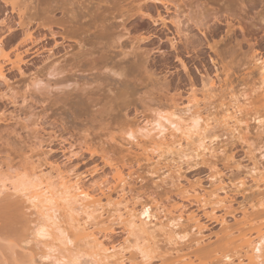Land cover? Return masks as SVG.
Segmentation results:
<instances>
[{"label":"rangeland","instance_id":"rangeland-1","mask_svg":"<svg viewBox=\"0 0 264 264\" xmlns=\"http://www.w3.org/2000/svg\"><path fill=\"white\" fill-rule=\"evenodd\" d=\"M173 1L177 9L159 4L127 22L129 35L123 40V48L131 53L138 47L140 54L137 68L134 55L125 58L124 66H132L130 78H120L106 69L99 72L103 64L98 58L103 48L92 43H82L80 47L73 40L66 41L60 27L54 28V35L48 30L35 34V25L32 32L37 48L33 52L38 51L24 56L19 69L5 67L6 81L0 78V208L1 213H6V207L12 206V213L7 208L9 213L13 214L14 209L15 217L20 219L16 230L23 227L19 230L23 232L11 237L22 247L16 249L19 256L33 252L38 259L36 264H72L58 259H62L66 248L52 244L53 239L37 236L38 211L14 189L13 184L25 175L26 169L29 174L34 165L41 166L44 173L50 171L51 165H57L64 172L81 177V184L91 189L98 190V185L103 184L101 188L113 199L118 194L108 189H114V170L118 167L126 176L131 171L130 180L142 201L179 204L185 215L195 214L204 238L211 242L221 234L222 220L231 226L242 221L243 212L251 207L255 197L264 198V123H259L264 118V102L258 90L262 80L260 62H264V0ZM32 2L34 12L38 3ZM57 15L62 17V13ZM18 23L10 5L0 0V40H8L9 27L19 30ZM136 37H140V43ZM22 38L21 33L5 53L14 58V47ZM80 51L88 53L85 56L94 62L93 71L88 64L78 66L83 58L77 59L75 54ZM213 80L215 86L211 85ZM124 89L130 95L128 105L117 99ZM193 91L200 105L194 110L202 118L195 128L184 110ZM242 96L248 100V111L238 135L224 124L223 113L235 98L244 103ZM156 110L174 113L172 120L177 124L164 121L162 128L147 132L144 141L155 139L164 147L152 162L146 163L140 146L128 143L126 135L146 126ZM180 189L193 194L188 196ZM191 190L215 196L209 199L211 203L203 205ZM217 198L223 202H214ZM141 203L145 202L135 206L138 211ZM261 219L259 222L263 223L264 217ZM152 222L157 223L155 219ZM114 227L109 241L124 244L127 234L122 226ZM232 231L237 235L238 229ZM138 235L140 240H136L141 244L131 237L132 246L139 243L151 252V264H161L163 256L170 257L171 264L213 262L210 249L209 253L197 252L181 245L178 253L169 246L156 251L151 243L148 245L146 236L143 240ZM3 241L0 246H4ZM45 241L55 244L54 251L44 247ZM222 244H217L219 251L225 248ZM133 248L126 257L130 258ZM90 251L81 243L75 253L65 251L63 260L73 254L80 258L73 264H93L90 254L94 252ZM48 252L50 258L48 255L40 259Z\"/></svg>","mask_w":264,"mask_h":264},{"label":"bare ground","instance_id":"bare-ground-1","mask_svg":"<svg viewBox=\"0 0 264 264\" xmlns=\"http://www.w3.org/2000/svg\"><path fill=\"white\" fill-rule=\"evenodd\" d=\"M32 1L5 0L6 4L10 5L12 14L18 16L19 30H13L12 27H9L10 36L8 40H0V53L2 54V58L0 59V78L3 80H5L4 70L6 66L18 67L19 69L20 64L25 61L24 56L26 57L38 51L33 52L37 48L35 34L48 30L54 35L53 30L57 27L61 28V35L66 41L73 40L80 47L82 43H84V46L92 43L103 48L102 54L98 58L103 64V67L98 69L99 72L106 69L120 78H130L132 66H124L125 58L129 55H134L135 59L137 58L134 67L137 68L140 66V54L137 53L139 51L138 47H135L136 50H133L131 53L126 52L123 48V40L129 35L127 22L139 18L140 13L144 15L145 9H149L152 6L157 8L156 6L159 4L167 8L172 5L177 9V5L174 4L176 2L173 0H34L38 5L34 6V12H32ZM58 13H62V17H57ZM35 25L37 26V31L34 34L32 29ZM228 27L230 30L232 29L230 22ZM21 33L23 34V38L14 47L16 53L13 58L11 54L5 53V51L9 45L19 39ZM103 39L111 40V42L104 43ZM135 40L140 43V37H136ZM23 49L24 51L22 52ZM118 49L119 51L115 53V50ZM85 54L88 53L80 51V53L75 54L77 59L83 58V61L79 62L80 65L78 66L81 67L85 66L84 64H88L89 70L93 71L96 66ZM261 63L262 65H260L259 69L262 80H260L258 90H260L259 95L264 102V62ZM98 81L96 80V82ZM214 82L213 80L212 86H215ZM203 87L206 88L205 85ZM127 89L120 91V94H118L119 98H117L118 100H122L124 105H128L127 99L130 97ZM191 93L193 94L189 95V102L184 110L190 114L188 119L192 122V127L195 128L202 118L194 110L200 106L196 97L197 95L195 91ZM245 97L242 96V98ZM243 100L244 103L239 98L233 99L231 106L227 107L223 113L224 124L232 129L233 133L238 135L241 134V125L244 123L243 118H245L246 111H248L246 110L248 100L247 98ZM154 112L153 119L146 122V126L140 127L138 132H127L126 135L128 143L132 145L135 143L140 146V148L139 146L136 147L142 151L141 156H143V160L147 161L146 163L150 162L155 155L157 156L161 153L164 147L163 144L155 139L144 141V138H148L147 132L162 128L164 121L170 124H177V122L172 120L175 117L174 113L166 114L157 112V110ZM256 116L254 115L255 118ZM256 120H259V117ZM262 120H259V123L263 124L264 121L262 122ZM148 127L151 128L148 129ZM137 134H139V137ZM39 167L35 165L31 167L29 174L26 172L28 169H26L25 175L13 184L14 189L21 199L29 203L31 208L38 211L40 219L37 226V236L46 240L53 239L54 242L51 240V243H59L61 248H66V252L73 253L77 251L82 243L94 252L90 256L94 258L95 264H101V261L103 262L102 264H127V262H130V264H151V252L138 245L140 238L138 239L137 236L140 234L142 237L146 236L148 242L146 239L145 241L148 245L151 243L156 251L157 249L163 251L166 249L165 247L169 246L171 250L178 253L179 247L185 245L188 246L189 250L194 249L197 252L207 251L209 253L208 250H212V264H264V222H259L260 220L263 221L261 218L264 217V198H256L254 196L255 199L251 207L248 210L245 209L242 214V221H237L236 225L234 224L237 227L231 226L225 220H222L221 236L217 235L216 240L214 242L212 240L211 242V240L206 241V238H204L201 232L203 229L202 225L195 214L190 213L185 215V211H181L179 204L169 202V204L155 205L154 202L142 201L144 199L141 200V197L133 187V182L130 180L132 178L131 171L126 176L122 169L116 167L114 170L113 183L111 185L114 189H108L117 192L118 198L113 199L109 193L101 188L103 184L98 185V190L91 189L90 187H85V185L83 186V183L81 184L80 181H83L81 177L78 178L75 174H71V171L64 172L57 165H51L50 171L46 173ZM2 183H4L3 187H5V181ZM182 193L188 196H192L193 194H190L189 190H185ZM194 193L195 199L199 203H203V205L207 204V202L209 203V199L215 196L213 193L211 195H200L196 191ZM140 202L145 203H141V210L138 211L135 206L140 205ZM214 202L218 204L223 201L217 198V201L214 200ZM12 204L14 203L12 202ZM9 207L10 209L6 207V213L5 211L1 213L0 208V222H2L0 232L1 236L3 235L6 240L0 236V241L2 239L5 242L4 246H0V264H36V260L38 261V259H35L33 252V254L29 253L25 257L22 254L19 256V253H16L17 248L21 246L18 242L16 243L17 240L13 241L11 237L13 234L16 235V232L21 234L23 231L19 230H22L23 227L16 230L17 224H21L17 222L15 210L13 209L14 212L11 214L12 206ZM7 208L11 210V213H9ZM7 213L8 215L1 216ZM16 216L18 217V215ZM152 219H155L157 223H153ZM189 224L192 226H188ZM116 225L122 226L124 232L127 234V238L123 241L124 244L116 245L114 242L109 241L111 235L115 232L114 226ZM234 227L238 229L237 235H234V231H232L235 230ZM252 233H255L256 236H252ZM131 237L135 238V240L137 238L138 240L136 241L139 242L134 241V243H138L134 248L132 246L133 242L131 243ZM142 239L144 240V237ZM47 242L49 243L45 241L44 247L47 250L54 251L55 244L52 245L50 241ZM222 242L223 247H225L223 248L224 251L221 250L223 253L219 251L220 245H217ZM50 244L54 247H50ZM132 248L133 251L135 250L136 252L137 250V252L133 253L132 251L130 258L126 257L127 251L132 250ZM3 250L10 254H5ZM64 252L62 251L63 254L60 253L62 256V259L58 258L61 260L60 262L68 260L69 263L73 264L79 261L78 259L80 258L73 254L70 256L66 255L69 259L63 260L66 258L64 256L66 252ZM50 253L44 254L40 259L46 258ZM6 255L8 256L6 257ZM236 255L239 256L237 257ZM137 256L140 262H137ZM47 258H50V255ZM161 258V264H171L170 257L163 256ZM244 258L246 259L245 262Z\"/></svg>","mask_w":264,"mask_h":264}]
</instances>
